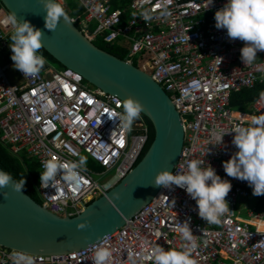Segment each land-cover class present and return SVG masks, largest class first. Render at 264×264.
Wrapping results in <instances>:
<instances>
[{
	"label": "built area",
	"instance_id": "built-area-1",
	"mask_svg": "<svg viewBox=\"0 0 264 264\" xmlns=\"http://www.w3.org/2000/svg\"><path fill=\"white\" fill-rule=\"evenodd\" d=\"M79 1L85 13L73 20L81 31L93 42L102 36L107 45L124 43L125 60H137L138 67L172 98L185 130L184 147L172 173L186 172V163L198 159L204 167L211 165L232 188L219 224L201 219L196 201L184 189L162 187L117 231L71 253L31 254L34 264H93L94 252L101 246L112 253L109 264H152L147 258L151 248L180 249L186 243L178 232L185 221L197 242L192 250L196 264H264V205L261 209L257 205L264 195L247 209L248 218L238 215V199L253 198L252 188L247 181L227 176L222 166L237 151L233 127L264 115V90L249 111L231 107L233 93L264 83V51L252 64H243L240 50L245 42L230 40L226 29L215 27V13L226 0L211 4L209 0H133L128 8H113L112 0ZM145 11L152 17L148 21L143 19ZM10 14L0 0V50L11 52ZM45 60L35 75L19 71L22 83H12L0 63V141L16 154L36 158L42 171L49 158L69 162L83 155L101 166L95 170L86 165L78 187L59 177L53 187L43 188L39 182L42 204L56 215L72 217L132 171L152 131L143 112L131 130L124 129L110 115L123 111L122 98L91 85L71 68H54ZM219 129L229 133L222 146H213V131ZM14 251L0 245V264H11Z\"/></svg>",
	"mask_w": 264,
	"mask_h": 264
},
{
	"label": "water",
	"instance_id": "water-1",
	"mask_svg": "<svg viewBox=\"0 0 264 264\" xmlns=\"http://www.w3.org/2000/svg\"><path fill=\"white\" fill-rule=\"evenodd\" d=\"M1 1L19 21L42 32V48L64 67L109 94L138 100L154 130L152 143L132 171L75 216L50 212L24 189H0V245L30 254L78 251L117 231L160 193L163 186L155 184V176L173 172L185 143L184 125L172 98L150 74L97 46L65 9L67 21L61 17L52 31L45 27L41 0ZM81 223L86 227L79 229Z\"/></svg>",
	"mask_w": 264,
	"mask_h": 264
},
{
	"label": "clouds",
	"instance_id": "clouds-1",
	"mask_svg": "<svg viewBox=\"0 0 264 264\" xmlns=\"http://www.w3.org/2000/svg\"><path fill=\"white\" fill-rule=\"evenodd\" d=\"M41 2L48 30H55L61 17L67 21L66 12L59 0ZM212 2L213 0H209V4ZM142 15L145 21L152 18L150 11H145ZM214 19L215 27L226 29L230 40L245 42L240 50L243 64H252L257 53L264 51V0H226L224 7L215 13ZM8 22L13 28L10 36L13 67L24 76L37 74L46 63L45 57L40 54L43 47L42 32L28 21H19L15 13L9 15ZM122 109V112L110 115L118 118L121 127L131 130L133 123L143 112V105L135 98L128 97L123 101ZM230 132L235 133L232 144L237 151L223 162L225 173L229 177L247 181L254 196L264 195V115L251 117L246 126L235 125ZM227 133L229 132L223 129L214 130L212 139L216 143L213 146H222L223 137ZM86 165L87 159L84 156L69 162L49 158L42 163L41 187H53L58 177L67 184L78 187L82 181V173L87 170ZM185 167L186 172H158L155 184L164 188L177 186L184 189L196 201L198 216L209 224H219L220 217L228 210L225 197L232 188L231 183L222 179L211 165L204 167L198 159L187 162ZM25 184L24 176L17 180L11 173L0 169V189L10 186L14 191L21 192ZM6 194L4 193L5 196ZM85 227V223L78 225L79 229ZM178 232L186 243L180 249L166 250L161 246L151 248L147 258L152 264H196L192 258V250L197 247V242L189 223H181ZM111 256V251L101 246L95 250L92 262L109 264ZM10 259L11 264H34L32 255L21 250L14 251Z\"/></svg>",
	"mask_w": 264,
	"mask_h": 264
},
{
	"label": "trees",
	"instance_id": "trees-1",
	"mask_svg": "<svg viewBox=\"0 0 264 264\" xmlns=\"http://www.w3.org/2000/svg\"><path fill=\"white\" fill-rule=\"evenodd\" d=\"M133 0H112L113 8H125L128 6L129 3H131ZM84 9V8H83ZM85 10L81 12V14L77 16H70L72 18H76L78 16L84 15ZM128 17L123 18V21L125 22V19ZM79 26V24H77ZM96 27V24L93 23L91 25V30L93 31ZM97 46L100 48L122 58H127L128 49L125 47V45L119 41L114 43L113 45H107L104 41L102 36H99L98 39L94 42ZM40 52L48 59V61L56 62L58 63L62 68L64 67L62 64H60L58 61H56L46 50L43 48L40 49ZM134 64L136 66L139 65L137 60L134 61ZM264 90V83L258 84L253 89H243L242 91L233 93L231 97V107L235 110H241V111H249L251 104L259 97V95ZM150 127H151V135L148 142V145L145 149V152L148 150L150 144L152 143L154 139V130L153 127L148 120ZM144 152V154H145ZM143 154V155H144ZM99 168H101L100 165L96 164ZM0 166L7 171L8 173H11L12 176L15 179H19L22 176H24L26 180V184L24 187V190L30 194L36 201L42 203L41 196L38 191V186L40 182V175L42 172L41 165L39 161L34 158L30 157L25 153H14L13 149L10 145H7L0 141ZM263 204L260 205L259 209Z\"/></svg>",
	"mask_w": 264,
	"mask_h": 264
},
{
	"label": "rangeland",
	"instance_id": "rangeland-1",
	"mask_svg": "<svg viewBox=\"0 0 264 264\" xmlns=\"http://www.w3.org/2000/svg\"><path fill=\"white\" fill-rule=\"evenodd\" d=\"M64 9L68 12L70 16H77L81 14L84 10L82 4L79 0H66ZM11 52L9 50H0V63L3 67H6V75L8 79L12 83H22L23 78L21 77L19 70H16L13 67L14 62L11 60ZM51 66L54 68H62L58 63L49 61ZM87 159V165L94 168L95 170L98 169L96 163L88 156L83 155ZM97 177V176H95ZM259 196H254L253 198H239L237 202V214L243 217H247V209L251 208L254 205L255 200Z\"/></svg>",
	"mask_w": 264,
	"mask_h": 264
},
{
	"label": "crops",
	"instance_id": "crops-1",
	"mask_svg": "<svg viewBox=\"0 0 264 264\" xmlns=\"http://www.w3.org/2000/svg\"><path fill=\"white\" fill-rule=\"evenodd\" d=\"M131 3H132V2H131ZM131 3H129L128 6H129ZM128 6L125 7V8H128ZM123 44H124V43H123ZM261 204L264 205V201L261 200L260 203H258L257 205L260 207ZM242 217H243V216H242ZM243 218H248V217H243Z\"/></svg>",
	"mask_w": 264,
	"mask_h": 264
},
{
	"label": "bare ground",
	"instance_id": "bare-ground-1",
	"mask_svg": "<svg viewBox=\"0 0 264 264\" xmlns=\"http://www.w3.org/2000/svg\"><path fill=\"white\" fill-rule=\"evenodd\" d=\"M261 228H264V223L261 224Z\"/></svg>",
	"mask_w": 264,
	"mask_h": 264
}]
</instances>
